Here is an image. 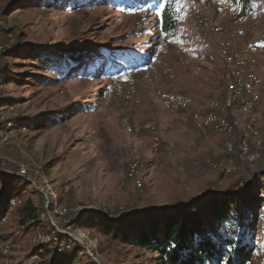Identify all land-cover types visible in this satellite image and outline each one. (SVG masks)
I'll return each instance as SVG.
<instances>
[{
	"label": "rangeland",
	"instance_id": "1",
	"mask_svg": "<svg viewBox=\"0 0 264 264\" xmlns=\"http://www.w3.org/2000/svg\"><path fill=\"white\" fill-rule=\"evenodd\" d=\"M163 1L148 10L122 13L109 5L67 6L63 11L24 0L19 9L4 15L9 0H0V67L8 63L13 73L12 81L1 88L10 101L0 104V171L15 170L27 181L16 182L18 198L11 200L30 202L37 213L42 205L44 209L38 223L12 211L17 202L2 215L0 264H46L53 258H71L70 264H157L150 250L109 243L86 228L85 213L122 217L131 209L166 212L234 186L240 201L247 202L240 206L241 228L235 230L246 229L243 237L254 248L249 261L256 259L261 247L256 215L264 211V203L256 198L263 197L264 175L258 185L250 181L264 166V0H249L244 9L233 5L232 17L222 20L207 0L189 13L188 0H174L178 22L167 38L153 23ZM198 18L210 27L204 29ZM218 23L226 38L250 49L263 79L251 114L258 131L257 138H248L257 155L251 163L237 153L227 156L232 154L225 150V139L213 127L196 128L191 119L193 112H206L212 101L224 97L225 67L212 31ZM225 24L231 25L230 33ZM24 46L71 57L74 63L86 51L93 55L106 49L115 68L106 66L96 77L58 80L49 70L40 72L27 56H6ZM142 57L146 61L137 62ZM131 89L134 97L127 101ZM171 95L186 99L188 110H165L163 97ZM236 114L228 118L238 123L234 134L239 141L248 119ZM145 123L155 129L156 147L152 134L128 129V124ZM131 162L138 164L139 172L127 178ZM224 225L206 227L213 228L216 237ZM56 230L60 232L52 244L33 239L35 233L53 235ZM39 246L48 247L36 249Z\"/></svg>",
	"mask_w": 264,
	"mask_h": 264
},
{
	"label": "trees",
	"instance_id": "2",
	"mask_svg": "<svg viewBox=\"0 0 264 264\" xmlns=\"http://www.w3.org/2000/svg\"><path fill=\"white\" fill-rule=\"evenodd\" d=\"M226 1L230 2L232 6L238 5L243 9L249 3V0ZM156 2L159 0H37V5L43 8L62 9L63 11L67 6L82 9L85 6L91 8L109 5L122 13H132L148 10ZM23 3L24 0H9L2 9V14L5 15L19 9ZM162 4H164V8L158 10L160 15L154 17L153 23L158 33L167 38L173 34L178 20L174 0H164ZM111 55L112 53L109 54L106 49H102L98 54L93 55L86 51L84 54L77 55V62L74 63L71 57L51 52L45 54L40 47L24 46L18 47L6 56L14 59L27 56L35 62L33 66L39 68L40 72L49 70L58 80H65L69 76L96 77L106 66L115 68V65L110 63L108 59ZM146 58H139L137 62H145ZM12 78L11 68L8 63H5L4 66L0 67V104H6L10 101L9 97H6L1 91V88L9 84ZM13 121L16 122V120ZM13 121L11 122L14 125ZM2 125L3 122L0 123V127ZM237 137L233 134L234 141ZM237 144L238 138L235 141V147ZM234 153L227 156H233ZM238 156L240 157L239 154ZM259 168L258 173H255L251 178L250 185L252 186L258 185L260 177L264 175V166H259ZM16 182L26 183L27 181L15 170L11 173L0 171V218L9 209L14 208L10 207L9 203L11 199L18 198ZM235 188L236 186L220 195L217 193L208 194L195 203L180 205L166 212L153 209L150 211L131 209L125 212L126 214L122 217H112L96 211H88L90 213H85L84 222L87 223L86 228L99 232L109 243L135 244L150 250L157 255L155 259L157 264H246L251 258L254 248L253 245L246 243L243 237L246 232L245 228L242 229L241 233L235 230L241 228L237 223L240 218L237 217L240 206L247 203L240 201L241 195L235 191ZM262 194L263 197L256 198L260 203H264V191ZM42 210H44L43 205L40 207V212ZM12 211L24 214L25 217L34 222L39 220L40 212L37 213L36 208L30 202L21 203ZM231 214L234 216L231 217ZM3 219L1 218L0 221ZM252 222L254 223V219L251 220ZM217 223L226 225L221 228V233L213 237L214 234L211 232L213 228L208 227L207 229L206 226L214 225L213 227H215ZM238 235H241L240 240L235 239ZM45 247L48 246H39L36 249ZM34 256L36 257V255ZM72 260L71 258H53L46 264H70ZM90 264L94 263L90 262Z\"/></svg>",
	"mask_w": 264,
	"mask_h": 264
},
{
	"label": "bare ground",
	"instance_id": "3",
	"mask_svg": "<svg viewBox=\"0 0 264 264\" xmlns=\"http://www.w3.org/2000/svg\"><path fill=\"white\" fill-rule=\"evenodd\" d=\"M207 1L208 5L215 6L217 19L222 20L226 19L229 16L232 17V5L230 4V2L225 0ZM201 2L202 0H188L186 4L188 13L191 12L197 5H201ZM199 14L200 13H198V15ZM201 18H198L196 22L199 23L204 29H208L210 26L208 27V23ZM212 29V31H214V33L218 37L217 51L225 67V71L223 74L224 97L221 102L212 101L209 104L208 111L206 112H193L191 114V119L193 120L192 122H194L195 127L198 129L202 130L205 128L213 127L217 131V133L225 139L224 147L227 153L233 154L235 151H237L240 157L245 159L246 162L251 163L256 159L257 155L251 152L248 138L258 137V131L254 126L255 121L251 114L260 100V91L262 88L263 79L258 73L259 71H257V63L255 58L249 55L248 48L239 47L234 40L226 38L224 36V28L221 24H216L214 28L212 27ZM132 74L136 75L138 74V71L132 70ZM134 93L135 91L133 89L129 90L127 95L125 96V99L127 101L132 100L134 97ZM130 102L133 103L132 101ZM163 106L167 111H185L189 108V104L186 99H184L180 95L164 96ZM235 113L245 119H248L246 127L242 130L240 129V139L236 147L234 145L235 143L233 142L232 136L234 134V130L238 129L236 128L238 127V123L235 118H233L232 120L228 118V116L232 117L233 115H235ZM10 127L11 123H7L6 128ZM128 129H130V131L135 134L143 131L152 134V147H156L157 138L153 137L155 129L150 123H145L142 125L128 124ZM138 172V164L135 162H131L127 167L126 177L133 178L138 174ZM10 202V207L15 206V202H17V205L20 204V201L18 199L11 200ZM41 216L45 217L46 215L42 213ZM261 220H264V211L259 209L256 215V222L259 226L261 247L260 252L256 255V259L259 258L261 261L257 262L255 261L256 259H251L248 264H264V227L260 226ZM57 232L60 231L56 230V233L55 231H52L53 235H49L48 233H45L47 235L35 233L36 236L33 239L37 243L50 242L49 244H52L51 240L55 236L57 237Z\"/></svg>",
	"mask_w": 264,
	"mask_h": 264
},
{
	"label": "crops",
	"instance_id": "4",
	"mask_svg": "<svg viewBox=\"0 0 264 264\" xmlns=\"http://www.w3.org/2000/svg\"><path fill=\"white\" fill-rule=\"evenodd\" d=\"M225 30H226L227 33H230L229 30H231V25H229V24L226 25V24H225ZM249 55L252 56V54L250 53V49H249ZM252 57H253V56H252Z\"/></svg>",
	"mask_w": 264,
	"mask_h": 264
},
{
	"label": "built area",
	"instance_id": "5",
	"mask_svg": "<svg viewBox=\"0 0 264 264\" xmlns=\"http://www.w3.org/2000/svg\"><path fill=\"white\" fill-rule=\"evenodd\" d=\"M226 163H228V161H227ZM50 222H53V221L50 220ZM53 223H54V222H53ZM59 226H60V225H59ZM260 226H261V227H264V220H261V221H260ZM65 234H66V232H65Z\"/></svg>",
	"mask_w": 264,
	"mask_h": 264
},
{
	"label": "snow or ice",
	"instance_id": "6",
	"mask_svg": "<svg viewBox=\"0 0 264 264\" xmlns=\"http://www.w3.org/2000/svg\"><path fill=\"white\" fill-rule=\"evenodd\" d=\"M160 8L163 9L164 8V4H161ZM157 15H160V13L158 12Z\"/></svg>",
	"mask_w": 264,
	"mask_h": 264
},
{
	"label": "water",
	"instance_id": "7",
	"mask_svg": "<svg viewBox=\"0 0 264 264\" xmlns=\"http://www.w3.org/2000/svg\"><path fill=\"white\" fill-rule=\"evenodd\" d=\"M2 172V171H1ZM4 172V171H3Z\"/></svg>",
	"mask_w": 264,
	"mask_h": 264
}]
</instances>
